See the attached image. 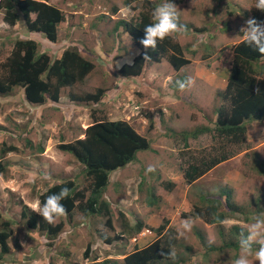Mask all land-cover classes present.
<instances>
[{
    "label": "rangeland",
    "instance_id": "rangeland-1",
    "mask_svg": "<svg viewBox=\"0 0 264 264\" xmlns=\"http://www.w3.org/2000/svg\"><path fill=\"white\" fill-rule=\"evenodd\" d=\"M162 1L170 4L171 15L157 8L158 15L171 16L173 21L186 25L188 29L173 33L170 27L160 25L159 31L174 36L181 47L186 46L182 52L189 62L178 72H174L164 59L149 62L144 65L138 79L129 82L117 79L116 66L120 58L111 60L105 54H109L114 47L113 33H110L114 21L128 19L139 11V1L124 6L122 0H53L68 16L66 23L57 28L55 50L52 49L55 44L38 41L39 34L27 31L22 19H18L21 23L7 27L0 18V62L18 37L37 40L43 50L46 43V50L52 56L63 48L60 46L72 42L82 44L84 49L100 57L99 63L91 57L95 65L81 82L60 89L56 103L47 101L37 106L26 102L20 87H15L10 95L0 96V148L11 144L16 147L15 151L0 152V162L6 166L0 174V222L11 221L12 229V236L8 239L10 252L3 257L4 262L98 264L107 259L105 264H118L124 253L156 239L158 235L154 228L164 219V227L175 229L180 248L192 246L185 252L189 254L190 264H228L232 260V250L203 251L194 232V227H199L208 240L217 243L213 225L190 215L192 203L197 201L200 191L215 195L222 185L231 189L233 199L243 208L241 214L235 213L224 220L223 231L229 225L237 224L264 239V210L246 211L244 206L256 196L259 197L253 200L258 202L261 198L264 202V163L260 164L264 161V121L245 119L246 139L241 144L222 142L212 137V131L197 133L196 137L189 136L185 141L179 134H168L166 131L167 126L181 131H195L199 126L212 125L215 107L220 102L217 91L223 86L225 71L232 58L231 46L238 39L234 33L244 28L247 15L255 8L254 0ZM224 22H228L226 30L220 29ZM197 27L202 29L194 31ZM118 39L120 45L130 46L126 35H120ZM120 45L114 47L118 54L123 52ZM181 76L185 80L180 79ZM172 80H176V84L188 85L182 91L172 89ZM96 87L102 88V99L81 106L86 108L79 116L83 118L79 124H88L92 111L95 116L104 113L110 119L125 118L131 100L137 99L141 101L137 117L139 120L143 118L146 123L136 119L135 125L140 134L146 130L144 135L150 139L152 147L151 150L138 151L126 167L109 172L103 198L108 202L110 226L105 225L102 215L73 209L69 218L63 214L53 217L54 221L62 223V229L48 244L41 231H29L23 227L20 205L24 203L39 210L38 194L54 181L72 179L78 188L86 185L83 167L70 154L60 152L57 143L72 139L80 130L79 125L77 128L74 126L78 122L74 118L81 107L74 101L69 102L67 93L94 91ZM159 110L164 114L161 115ZM173 114L175 116H171ZM67 117H70L69 121ZM149 120L152 122L150 126ZM37 146L42 148V152H36ZM220 152L227 158L210 168L195 183L187 185L183 182L180 167L185 166L188 160L206 159ZM160 169L166 175L158 174L153 182L154 172H160ZM166 177L175 182L169 191L159 186V182ZM150 187L159 196H156L159 200L153 205H148L146 201ZM87 193L84 191L85 196ZM247 217L251 220L246 221ZM138 222L141 229L146 228L150 233H134L131 228ZM0 227H3L2 224ZM100 234L111 238L116 236L117 239L105 244L99 239ZM132 236L136 237V241ZM86 245H90L87 259L82 258ZM255 247V244L252 245L250 251L239 249L238 264H264V250L261 247L254 250Z\"/></svg>",
    "mask_w": 264,
    "mask_h": 264
},
{
    "label": "trees",
    "instance_id": "trees-1",
    "mask_svg": "<svg viewBox=\"0 0 264 264\" xmlns=\"http://www.w3.org/2000/svg\"><path fill=\"white\" fill-rule=\"evenodd\" d=\"M134 1L141 3V9L128 20H116L111 32L115 47H118L116 30L120 28L131 36L133 44L140 51L132 64L122 65L118 73L122 76L137 75L146 61H158L162 57L174 69L188 63V59L182 56V50H185L186 46L181 47L176 40H171L169 35H160L154 29L156 23L166 26L164 22H169L168 26L173 31L177 30L176 27L184 30L187 26L177 24L170 18L171 16L168 18L157 16V8L165 10L159 0H122V3L124 6H129ZM254 3L255 8H252L247 15L246 27L250 30L264 27V0H254ZM0 10L3 14L2 19L7 25L11 26L17 19H22L27 31L41 33L45 40L51 43L56 40L57 24L63 19L62 12L46 0H0ZM226 13L229 14L230 11ZM243 13L247 14V12ZM164 14L171 15V12L168 9ZM211 25L214 27V22ZM223 28L225 30L228 28L227 22L223 23L220 29L223 30ZM201 29L202 27L194 28L196 31ZM37 43L28 38L13 40L8 55L0 62V96L10 95L15 87H20L23 98L32 104H41L45 101L56 102L60 88L81 82L93 69V63L80 55L75 47L67 46L59 57L51 59L46 51H41ZM233 53L225 88L221 94L217 91V95L220 94L227 101V106L220 105L216 109L211 126L202 125L195 131H179L177 133L181 138L196 137L197 133L212 131V137L222 142L241 144L246 139V127L243 121L245 119L264 121V82L254 78L252 66V63L258 62L264 54V30L259 29L239 41L235 44ZM95 59L100 60L97 56ZM182 78L181 76L180 79ZM176 83L174 82L173 87L178 85ZM102 95L101 87H96L91 92L68 93L70 100L83 103H96ZM91 117L92 121L83 130L82 138L57 144L59 150L67 152L82 165L87 180L86 185L78 188L73 180H64L47 186L38 194L39 212L24 204L21 205L20 218L23 220L24 228L29 231L44 232L48 244L62 229V223L60 221L52 223L51 217L65 214L69 218L73 209L102 215L105 217V225L110 226L108 202L102 198L108 183L109 172L133 161L137 151L151 150L150 140L138 134L127 121L95 117L93 111ZM15 150L16 147L12 144L0 148L1 153ZM218 154H212L206 159L188 160L185 166L180 167L184 182L192 183L211 167L227 158L222 152ZM5 167V164L0 162V173L4 172ZM157 177L156 175L153 180H157ZM159 186L169 191L173 188L174 182L166 178L159 182ZM152 189L150 187L147 190L148 205H153L159 200L157 198L159 196L154 194ZM84 191L88 192L86 196ZM200 192L197 201L192 203L190 215L212 224L214 229L216 227V233L221 236L223 247L237 249L240 244L235 241L236 234L240 235L243 244H246L244 228L230 226L226 238L221 230V221L227 215L243 212L242 206L233 201L231 189L222 185L215 195L203 190ZM245 208L248 211L247 207ZM165 222L166 220L163 219V222L154 228L158 235L156 239L143 247L125 253L119 264H190L189 254L185 253L189 251L188 248H180L175 229L164 227ZM1 224L3 227L0 228V259L10 251L7 240L11 235V230L7 229L10 222L4 220ZM131 229L137 233L141 229V223L138 222ZM194 232L205 250L215 248V244L206 239L203 230L195 228ZM100 236L107 244L111 239H117L116 236L113 238L104 234ZM87 251L88 246L82 252L83 258H86ZM107 261L105 259L98 264H105Z\"/></svg>",
    "mask_w": 264,
    "mask_h": 264
},
{
    "label": "clouds",
    "instance_id": "clouds-1",
    "mask_svg": "<svg viewBox=\"0 0 264 264\" xmlns=\"http://www.w3.org/2000/svg\"><path fill=\"white\" fill-rule=\"evenodd\" d=\"M165 1H167V2H169V0H165ZM46 2L47 3H49V4H51L52 6H55V7H57L61 12H62V14H63V19H62V21H60L58 24H57V27H56V40H55V42H47L46 40H45V38H44V40L42 39L43 38V36L41 35V33H38V32H34V31H30V32H34V33H37V34H39L38 35V37H40V36H42V38H38L37 37V39H38V41H41V42H47L48 44H55L56 43V41H57V28L59 27V25L61 24V23H66V19H67V17L68 16H65V13H64V10H63V8L62 7H60L59 6V4H55V3H53V0H46ZM159 2L165 7V10H162V12L164 13V12H166V10H170V12H171V8H170V4H168V3H164V1H162V0H159ZM133 3V2H132ZM160 8V7H159ZM113 10H115V8H113ZM157 10V9H156ZM160 10H161V8H160ZM70 13H71V11H70ZM136 13V12H135ZM72 14V13H71ZM156 14H157V16H159L158 15V13L156 12ZM2 11L0 10V18H1V23L3 24H5L7 27H10L9 25H7L4 21H3V19H2ZM133 15V14H132ZM132 15H130L129 16V18L132 16ZM128 18V19H129ZM120 19H124V18H120ZM128 19H124V20H128ZM118 20V19H117ZM116 21V20H115ZM114 21V22H115ZM22 22H23V20H22ZM246 22H247V19H246ZM246 22H245V26H244V28H239V29H237V31L234 33V35L236 34V36H238V39H237V41L236 42H234L233 44H232V46H231V54H232V58H231V60H230V63L228 64V66H227V68H226V71H225V79H224V83H223V86L221 87V88H219V89H221V90H218L219 92H220V94H221V92L224 90V88H225V85H226V78H227V75H228V71H229V68H230V66H231V63H232V59H233V56H234V53H233V48H234V46H235V44H237L239 41H241L242 39H244V38H246V37H248L249 35H251V34H253L254 32H257L259 29H263L264 30V27L262 28V27H258V28H256V29H253V30H250V29H248L247 27H246ZM16 23H21V21H18V19H17V21H15V23L13 24V25H11V26H14ZM226 22H224V24H225ZM228 23V22H227ZM114 24V23H113ZM164 24H166V26H163V25H161V24H159V23H156V24H154V29L160 34V35H169L172 39L171 40H175L174 39V36H172L171 34H168V33H162L161 31H159V26L161 25L163 28H165V27H170V26H168V25H170L169 24V22H164ZM23 25H24V22H23ZM24 28H25V25L23 26ZM113 27V26H112ZM172 27L174 28V26L172 25ZM23 28V29H24ZM171 28V27H170ZM177 28V30L176 31H182V29H180L179 27H176ZM197 28H200V27H197ZM172 29V28H171ZM184 29H188V28H184ZM111 31H112V28H111V30H110V33H111ZM176 31H173V33H175ZM194 31H196V30H194ZM114 32V31H113ZM116 33H117V41H118V46L120 45V43H119V39L118 38H120V35H122L123 37L126 35V39L129 41V44H130V46H125L126 44H122V45H120V47L122 48V51L123 52H121V53H116L115 51H116V49L113 47L112 49H111V47H110V49H111V52L109 53V54H105V56L106 57H108V58H110L111 60L113 59V60H117L118 58H120V62L117 64V66H116V76H117V79H118V81H123V82H129L130 80H137L138 79V76L140 75V74H142V72H143V67H144V65L145 64H148L149 62L150 63H152V62H158L160 59H164L165 61H166V59L165 58H160L158 61H146L143 65H142V67H141V69H140V72L137 74V75H130V76H122V75H120L119 73H118V69L122 66V65H124V64H132V62H133V59L135 58V56H137L138 55V53H139V51H140V49L136 46V45H134L133 44V42H132V39H131V36L124 30V29H118V30H116ZM231 37H233L232 35H230ZM18 38H20V37H18ZM18 38H15V39H18ZM14 39V40H15ZM34 41H37V40H34ZM13 43V42H12ZM72 42H70V43H66V45H64V46H60V47H63V48H61V50H59L58 51V55H56V56H52L51 55V53H49L48 54V52L49 51H47L46 50V43H45V49L43 50V48L41 49V51H46L47 52V54L50 56V58L51 59H53V58H57V57H59L60 56V54H61V52H62V50L65 48V47H67V46H70V47H75L77 50H78V52L80 53V55H82L83 57H85V58H87V59H89L92 63H93V61H92V59H91V57H93L94 59H95V56H97L98 58H100L99 57V54H96L95 52H93L92 53V51H89V50H86V49H84V47H83V45L82 44H80V43H75V44H71ZM38 44V43H37ZM57 44H55L54 45V47L52 48L53 50H55L56 48H55V46H56ZM12 46V45H11ZM39 47V46H38ZM11 48V47H10ZM52 50V51H53ZM58 50V49H57ZM9 53V52H8ZM184 52H182V56L183 57H185V58H187L184 54H183ZM8 55V54H7ZM120 55V56H119ZM90 56V57H89ZM6 57V56H5ZM103 58H104V55H103ZM188 59V58H187ZM259 61L258 62H253L252 63V66H253V69H254V72H253V76H254V78H257V79H260L261 81H263L264 82V64H263V62H264V54L263 55H261V57H260V59H258ZM95 61H97L96 59H95ZM167 62V61H166ZM188 62H189V59H188ZM97 63H99L98 61H97ZM168 63V62H167ZM169 64V63H168ZM186 64H188V63H186ZM185 64V65H186ZM93 65H95V64H93ZM170 65V64H169ZM171 66V65H170ZM184 66V65H183ZM94 67V66H93ZM182 68V66L181 67H179L178 69H174L172 66H171V69L174 71V72H178L180 69ZM87 76V75H86ZM85 76V77H86ZM84 77V78H85ZM183 80H185V78L183 77ZM174 82H176V80H172V82H171V85H170V87L172 88V89H178L179 91H182V90H184V88L186 87V84L188 85V83H181V84H178L177 86H174L173 87V85H174ZM183 82V81H182ZM77 83V82H76ZM75 84V83H74ZM73 84V85H74ZM136 84V83H135ZM72 85V86H73ZM72 86H70V87H72ZM66 88H69V87H67L66 86ZM21 89V88H20ZM61 89V88H60ZM88 92H91V91H88ZM220 94L219 95H217V96H219L220 97V102H219V104L215 107V111H216V109L218 108V107H220V105L222 106V107H226L227 106V101L226 100H224L221 96H220ZM59 95H60V91H59ZM23 96V95H22ZM121 96H123V94L121 95ZM102 97V96H101ZM67 98L69 99V97H68V93H67ZM24 99V98H23ZM101 99L102 98H100L97 102H99V101H101ZM25 100V99H24ZM58 100H59V96H58ZM57 100V101H58ZM26 101V100H25ZM56 101V102H57ZM73 102V100H70L69 99V102ZM26 102H28V101H26ZM45 102H47V101H45ZM50 102V101H49ZM56 102H52V103H56ZM75 102V101H74ZM96 102V103H97ZM44 103V102H43ZM43 103H41V104H43ZM75 103H82V104H84V105H87L88 103H83V102H75ZM93 103V102H92ZM41 104H34V105H41ZM140 107H141V101H138L137 99H134V100H131V106H130V108H129V112H128V114L126 115V114H124V117L125 118H122L121 120H125V121H127L133 128H134V130L138 133V129L136 128L137 126L135 125V123L137 122L136 121V119L137 120H139V118L137 117L138 115H139V113H138V110L140 109ZM162 111H164V109H162ZM161 110H159L158 112L159 113H161V115H163L164 113L162 112ZM101 113V112H100ZM92 113H90V115H91ZM94 115V114H93ZM95 116V115H94ZM133 116H134V118H133ZM171 116H175V114H173V115H171ZM95 117H105L106 119H108V120H115V119H110V118H107L105 115H104V113H102V114H99L98 116H95ZM160 118V117H159ZM159 118H157L158 120H159ZM90 120L92 121V117L90 116ZM91 121L86 125V126H88L90 123H91ZM141 123H146L145 122V120L143 119V118H140V120H139ZM213 121V120H212ZM257 121V120H256ZM152 124V122H151V120H149V122H148V125L150 126ZM173 127V126H172ZM86 128V127H85ZM84 128V129H85ZM148 128V127H147ZM83 129V130H84ZM146 131V130H145ZM145 131L143 132V133H141V134H143L142 136H144L145 138H147V139H149L146 135H144L145 134ZM166 131H167V133L168 134H178L177 132H179V130H176V128H170L169 126H167V128H166ZM181 131V130H180ZM82 134H83V136H84V133L82 132ZM138 134H140V133H138ZM140 134V135H141ZM246 134V133H245ZM82 136V137H83ZM166 137H169V136H167V135H165ZM82 137H79V134L77 135V136H73V138L72 139H70V140H67V141H60V142H58V143H61V142H68V141H72L73 139H76V138H82ZM183 141H185L186 139H183V138H181ZM150 140V139H149ZM57 143V144H58ZM151 141H150V145H151ZM152 147V146H151ZM59 150V149H58ZM41 151H42V148H41ZM60 152H63V151H61V150H59ZM147 151V150H146ZM138 152V151H137ZM136 152V153H137ZM63 153H66V154H68L67 152H63ZM69 155V154H68ZM71 156V155H70ZM135 157H136V154H135ZM76 161V160H75ZM131 162V161H130ZM221 162V161H220ZM263 163H264V161H262ZM128 164V163H127ZM218 164V163H217ZM262 164V163H261ZM82 166V165H81ZM125 166V165H124ZM123 166V167H124ZM215 166V165H214ZM212 168V167H211ZM117 169H120V168H117ZM121 169H122V167H121ZM116 170V169H115ZM114 171V170H113ZM208 171V170H207ZM206 171V172H207ZM205 172V173H206ZM111 173H112V171H111ZM1 174V173H0ZM204 174V173H203ZM202 174V175H203ZM181 177H182V175H181ZM200 177V176H199ZM108 178H109V176H108ZM182 180H183V178H182ZM196 180V179H195ZM183 182H184V180H183ZM53 183H58L57 181H54V182H52V183H50V185L51 184H53ZM185 183V182H184ZM49 186V185H48ZM47 188V187H46ZM45 188V189H46ZM45 189H43V190H45ZM42 190V191H43ZM41 191V192H42ZM259 196H256V197H254L253 199H256V198H258ZM37 199H38V197H37ZM232 199H233V197H232ZM253 199H251V201L249 202V204H246V205H244L245 207H247V209H249V210H264V202H263V200L260 198V200L257 202V201H255V200H253ZM233 201L235 202V200L233 199ZM235 203H237V202H235ZM24 203H22L21 205H23ZM237 204H239V203H237ZM21 205H20V208H21ZM24 205H26L27 206V204H24ZM239 205H241V204H239ZM242 206V205H241ZM28 207V206H27ZM38 207H39V210H40V204H39V200H38ZM29 208V207H28ZM30 209H33V208H30ZM33 210H35V209H33ZM39 210H35V211H37V212H39ZM240 213V212H239ZM90 214V213H89ZM233 214H235V213H232V214H230V215H233ZM241 214V213H240ZM59 215V214H58ZM63 215H65V214H63ZM230 215H227L222 221H221V226L223 227V223H224V220L228 217V216H230ZM66 216V215H65ZM198 219H200L199 217H197ZM201 220V219H200ZM251 220V218L250 217H247L246 218V221H250ZM2 221H4V220H1V222ZM7 221H9V220H7ZM22 221V224H23V220H21ZM202 222H203V220H201ZM1 222H0V224H1ZM10 223H11V221H9ZM56 222H58V221H56ZM55 222V223H56ZM203 223H205V222H203ZM206 224H208V223H206ZM232 225H236V226H238V227H241V228H244L245 230H246V236H245V242H246V244H243V242H242V239H241V236L240 235H235V241H237V244H240V246H238V248L237 249H234L233 247H228V246H226V247H223L222 245V241H221V236L218 234V239H217V244H215V248L214 249H212V250H205V248H204V246L200 243V241H199V243L201 244V246L203 247V251H207V252H210V251H223V250H225V251H228V250H232L233 251V254H232V260L228 263V264H238V260H237V251L239 250V249H244V250H248V251H250L251 250V247H252V245H256V247H255V249L254 250H257V249H259L260 247L263 249L264 248V239L263 238H258L256 235H254L252 232L250 233L249 232V230H247V228L245 227V226H239V225H237V224H231V225H229L228 226V228L230 227V226H232ZM23 227H24V225H23ZM1 228V227H0ZM195 228H198V229H201V228H199V227H194V231H195ZM228 228H227V230H228ZM7 229H10L11 230V235H10V237L12 236V229L10 228V224L7 226ZM202 230V229H201ZM222 231H223V228L221 229ZM227 230L226 231H223V233H224V235H225V238H226V236H228V232H227ZM140 231H141V234H144L145 232L146 233H150V230H148V229H146V228H142V229H140ZM140 231H138V232H140ZM60 233V232H59ZM58 233V234H59ZM44 234V233H43ZM231 235V234H230ZM9 237V238H10ZM197 237V236H196ZM206 237V236H205ZM8 238V239H9ZM132 238H133V241H136V237L135 236H132ZM99 239L101 240V242H103V243H105L104 241H103V239L101 238V236L99 235ZM206 239H207V237H206ZM208 240V239H207ZM210 241V240H209ZM210 242H212V241H210ZM220 242V243H219ZM7 243H8V240H7ZM213 243V242H212ZM105 244H107V243H105ZM109 244V243H108ZM214 244V243H213ZM9 245V244H8ZM86 246H88V250H89V248H90V245H86ZM85 246V247H86ZM192 247V246H191ZM186 248V247H185ZM190 248V247H189ZM9 249H10V245H9ZM84 250V249H83ZM83 250H82V252H83ZM264 250V249H263ZM10 252V251H9ZM8 252V253H9ZM88 252V251H87ZM8 253L7 254H4L3 256H2V258L0 259V261L3 259V257H5L6 255H8ZM125 254V253H124ZM124 254H123V256H124ZM122 256V257H123ZM121 257V258H122ZM82 258H83V256H82ZM86 258H87V253H86ZM84 260H86V259H84ZM121 260V259H120ZM191 260V259H190ZM189 260V261H190ZM120 263V261L118 262V264ZM0 264H1V262H0Z\"/></svg>",
    "mask_w": 264,
    "mask_h": 264
},
{
    "label": "crops",
    "instance_id": "crops-1",
    "mask_svg": "<svg viewBox=\"0 0 264 264\" xmlns=\"http://www.w3.org/2000/svg\"><path fill=\"white\" fill-rule=\"evenodd\" d=\"M57 55H58V54H57ZM77 104H79L80 107H81V106H85V105L82 104V103H77ZM85 108H86V107H81V110L79 111L78 114H75V115H77V116L74 118L75 121L78 120V122L75 123L76 125H74V126L77 128L78 125H79L78 128H79L80 130H79V132L77 133V134H79V137H82V136H83V134H82L83 129H84V128L86 127V125H87V123H84V124L80 123V124H79L80 120L83 119V118H79V116H80L81 113H84L83 110H85ZM69 118H70V117H67V118H66L67 121L70 120ZM176 130H179V129L176 128ZM77 131H78V129L76 130V132H77ZM179 131H180V130H179ZM36 150H37L36 152H39V147H38V146L36 147ZM41 152H42V151H41ZM129 163H130V162H129ZM218 164H219V163H218ZM218 164H217V165H218ZM127 165H128V164H126L124 167H126ZM215 166H216V165H215ZM124 167H122V168H124ZM159 171H160V172L155 171L154 174H155V175H158V174H159V175H163V176L166 175V174L163 173L162 169H160ZM204 174H205V173H204ZM204 174H203V175H204ZM203 175H201L200 177H198V178H197L196 180H194L192 183H195L196 181H198L199 179H201V177H202ZM166 178H168V177H166ZM161 179H163V178L161 177ZM168 179H170V178H168ZM10 180H11V179L9 178V181H10ZM70 180H72V179H70ZM152 181L155 182L156 180H152ZM170 181L174 182V181L171 180V179H170ZM57 182H58V181H57ZM108 182H109V178H108ZM192 183H190V184H192ZM107 184H108V183H107ZM174 184H175V182H174ZM190 184H187V185H190ZM10 185H12L11 182H10ZM173 187H174V186H173ZM8 188L12 190V187H9V185H8ZM231 195H232V193H231ZM232 197H233V196H232ZM102 198H103V195H102ZM54 216H55V215H54ZM54 216L51 217V221H52V223H55V222H56V221L53 220V217H54ZM213 227H214V226H213ZM215 229H216V231H215ZM215 229L213 228V232H215L216 240H217V239H218V233H216V232H217V228L215 227ZM42 233H44V232H42ZM257 237L260 238L261 236H257ZM212 241H213V240H212ZM213 243H214V244H217V243L214 242V241H213ZM187 248H188V250L192 249V247L189 248L188 245L186 246V249H187ZM11 250H12V249H11ZM191 251H192V250H191ZM86 259H87V258H86ZM0 262H1L2 264H9V263H11V262H8V263H7V262H4L3 260H1ZM85 262H86V261H85ZM11 264H15V263H11Z\"/></svg>",
    "mask_w": 264,
    "mask_h": 264
}]
</instances>
